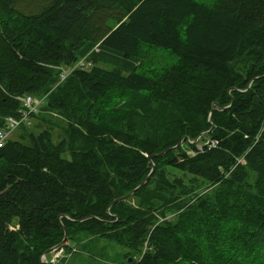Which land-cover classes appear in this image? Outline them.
I'll list each match as a JSON object with an SVG mask.
<instances>
[{"label": "trees", "instance_id": "trees-1", "mask_svg": "<svg viewBox=\"0 0 264 264\" xmlns=\"http://www.w3.org/2000/svg\"><path fill=\"white\" fill-rule=\"evenodd\" d=\"M25 96L0 264L77 233L121 264H264V0H0V127Z\"/></svg>", "mask_w": 264, "mask_h": 264}, {"label": "rangeland", "instance_id": "rangeland-1", "mask_svg": "<svg viewBox=\"0 0 264 264\" xmlns=\"http://www.w3.org/2000/svg\"><path fill=\"white\" fill-rule=\"evenodd\" d=\"M36 112L37 110L32 114ZM32 114L28 116L25 124L27 127H30L29 129L38 131V128L34 124L35 119L32 118ZM17 129L11 132L9 138L15 136ZM53 133L54 138H56L58 130H54ZM198 138L196 137L192 142L197 141ZM68 242L74 244L77 251L72 255H67V251L63 246L62 251L54 257L57 250H51L45 254L48 260L54 261L51 264H121L124 261L126 249L112 241L102 239V237L90 238L81 233H77L69 236ZM248 261L241 264H247Z\"/></svg>", "mask_w": 264, "mask_h": 264}, {"label": "built area", "instance_id": "built-area-1", "mask_svg": "<svg viewBox=\"0 0 264 264\" xmlns=\"http://www.w3.org/2000/svg\"><path fill=\"white\" fill-rule=\"evenodd\" d=\"M90 61L85 57L78 58L73 64L69 66H62L59 69V77L62 80L72 69L74 68H87L89 67ZM41 99L31 98L30 96H25L22 99L23 110L16 115H9L5 117L3 126L0 127V146L9 138L12 131L17 129L20 124H25L29 115L36 111L37 105L40 103ZM212 144L215 141H211ZM200 148V146H198ZM57 250L54 257L62 251V247H56ZM54 262V261H52Z\"/></svg>", "mask_w": 264, "mask_h": 264}, {"label": "water", "instance_id": "water-1", "mask_svg": "<svg viewBox=\"0 0 264 264\" xmlns=\"http://www.w3.org/2000/svg\"><path fill=\"white\" fill-rule=\"evenodd\" d=\"M228 106H229V105H228ZM228 106H227V107H228ZM180 143H181V140L177 143V145H179ZM177 145H176V146H177ZM168 149H170V148H166V149L162 150V151L159 152V153L152 154V155H150V156L148 157V159L151 160V158H152L153 156H156V155H160V154H162V153H165ZM152 168H153V165H152ZM147 178H148V176H146V177L142 180V182H141L139 185H137L135 188L131 189V190H130L129 192H127L126 194H123V195H121V196H116V197H114V199L111 201V203L107 206L106 210H107V211L109 210V207H110V205H111L113 202H115V201H117V200H119V199H125V198H127L128 196H130V195H131L136 189H138L139 187H141V186L146 182ZM115 219H116V220L118 219L117 215L115 216ZM63 230H64V235H63L62 240H61L60 243H62V242L65 240V238H66V230H65V229H63ZM56 246H58V245H56ZM56 246L52 247L51 249H48V250L44 251V252L41 254V257H43V255H44L45 253H47L48 251L54 249ZM40 260H41V259H40ZM41 261H43V260H41ZM43 262H44L45 264H49L48 261H43Z\"/></svg>", "mask_w": 264, "mask_h": 264}, {"label": "crops", "instance_id": "crops-1", "mask_svg": "<svg viewBox=\"0 0 264 264\" xmlns=\"http://www.w3.org/2000/svg\"><path fill=\"white\" fill-rule=\"evenodd\" d=\"M70 255H72V254H70Z\"/></svg>", "mask_w": 264, "mask_h": 264}]
</instances>
